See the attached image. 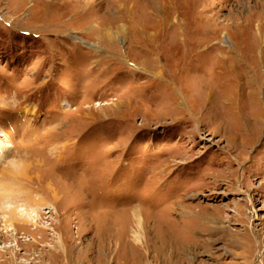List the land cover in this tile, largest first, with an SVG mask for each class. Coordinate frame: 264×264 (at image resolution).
Masks as SVG:
<instances>
[{"label":"rangeland","instance_id":"1","mask_svg":"<svg viewBox=\"0 0 264 264\" xmlns=\"http://www.w3.org/2000/svg\"><path fill=\"white\" fill-rule=\"evenodd\" d=\"M8 189L0 264H264V0H0Z\"/></svg>","mask_w":264,"mask_h":264},{"label":"bare ground","instance_id":"2","mask_svg":"<svg viewBox=\"0 0 264 264\" xmlns=\"http://www.w3.org/2000/svg\"><path fill=\"white\" fill-rule=\"evenodd\" d=\"M107 35V34H106ZM109 38V37H108ZM227 99V98H226ZM238 99V98H237ZM233 101H235V100H233ZM236 104V103H235ZM240 105V104H239ZM237 109H238V107H236ZM237 111V110H236ZM7 173V178L8 177H10V178H12L11 176H9L10 174H9V171L8 172H6ZM17 185H19V184H17ZM7 188H9V187H7ZM15 191V190H14ZM9 193H10V191H9V189L7 190V191H3V192H1L0 193V209L5 213V212H7L8 213V216L6 217L4 214V216H5V218H7V220L5 221V222H8L9 223V227L10 228H12V229H10V230H7V232H18V230H19V228H21V227H23V226H36L37 225V222L36 221H34V220H32L31 219V214H30V211L28 210V209H26V208H23L24 206L23 205H17L18 203H16V205H15V203L10 207H8L7 205L5 206L4 205V203H6V201H10V199H11V201L13 200V202L15 201H18V199H17V197L16 196H13L12 197V195H9ZM11 194V193H10ZM18 196V195H17ZM25 196V195H24ZM24 199V198H23ZM26 200V199H25ZM27 200L28 201H31L32 200V197L30 196V195H28V197H27ZM12 202V203H13ZM23 203H24V201H23ZM26 204V203H25ZM28 205V204H27ZM32 206L30 205V208H31ZM32 209H34V208H32ZM1 212V211H0ZM2 212V213H3ZM6 213V214H7ZM132 214H133V218H134V224H135V228L132 230V234H133V240H134V242L137 244V245H140V246H142V247H145L146 246V248H147V245H145V241H144V229H145V219H144V217H143V215H142V212H141V210L139 209V208H134L133 210H132ZM34 215H36V214H34ZM38 217V216H37ZM204 217V216H203ZM204 220H207L208 222H209V217L207 216V217H205V218H203ZM37 220H39L38 218H37ZM39 228V227H38ZM40 229H43V230H46V228H41L40 227ZM204 230L205 231H202L201 229H200V231H199V235L198 236H196V238L194 239V240H202L201 238L203 237H205L206 236V234H208V233H210L211 231L210 230H208V228H204ZM256 233V232H255ZM17 234V233H16ZM246 235H247V238L249 237V238H251L252 239V232L251 231H246V233H245V237H246ZM258 237V236H257ZM60 248L62 247V248H64V251H62L63 252V254L68 258V251L69 250H67V249H65L66 248V241H65V238L63 237H60ZM146 240V239H145ZM205 240V239H204ZM254 240V239H253ZM198 244V243H197ZM204 244V243H203ZM199 245V244H198ZM194 246H196V245H194ZM148 250V249H147ZM61 252V253H62ZM151 257V256H150ZM158 258V257H157ZM197 259V258H196ZM197 261V260H196ZM150 262V261H149ZM183 262V261H182ZM146 264V263H145ZM149 264H153L152 263V261H151V263H149ZM180 264V263H179Z\"/></svg>","mask_w":264,"mask_h":264}]
</instances>
